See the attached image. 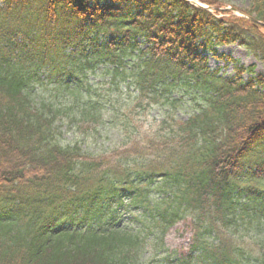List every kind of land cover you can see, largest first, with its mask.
Segmentation results:
<instances>
[{
    "label": "trees",
    "instance_id": "obj_1",
    "mask_svg": "<svg viewBox=\"0 0 264 264\" xmlns=\"http://www.w3.org/2000/svg\"><path fill=\"white\" fill-rule=\"evenodd\" d=\"M204 2L213 13L0 0V264H167L164 237L182 221L192 243L176 264H253L234 238L249 228L264 264V79L223 76L203 54L237 43L264 63V31ZM242 12L264 23V0ZM111 114V159L53 138L56 123L85 136Z\"/></svg>",
    "mask_w": 264,
    "mask_h": 264
},
{
    "label": "rangeland",
    "instance_id": "obj_2",
    "mask_svg": "<svg viewBox=\"0 0 264 264\" xmlns=\"http://www.w3.org/2000/svg\"><path fill=\"white\" fill-rule=\"evenodd\" d=\"M218 2L219 7L223 9H228L232 11L234 14H240L238 12L239 9H252V4L254 0H213ZM214 52L208 53V64L210 67L218 68L222 73L226 75L232 76L234 74V66H241L244 68H248L249 66H253V74L260 75L264 78V64L255 56L253 53L245 46H241L239 44H219L213 47ZM244 80L247 78V75L242 77ZM96 81L99 79L96 78ZM50 92H45V95L49 97ZM52 93V92H51ZM61 102H64L61 100ZM187 107H177L176 111L174 110L173 115L175 118H179L181 120L185 119L186 112L190 109ZM176 108V107H175ZM171 114V113H169ZM164 115V111L161 108H152L148 114V121L151 123L152 119L157 118L161 120ZM113 115L110 116L108 123L112 119ZM107 123V124H108ZM105 129L99 131L94 134V137L91 135L85 136L86 140L91 143V147L89 148L91 151L97 152L101 147L107 148L111 145L115 140H117V132L115 131L118 128L117 123L113 120L110 125ZM89 130V129H88ZM88 132V131H87ZM75 136H79L78 132L73 133L71 130L66 129L65 127H61L58 131V138L62 140L69 141ZM111 147V146H109ZM188 226L185 223L182 225H177L166 237L165 243L166 247L170 251L174 250H184L187 247L190 238V231ZM247 236L250 240H252V228L247 229Z\"/></svg>",
    "mask_w": 264,
    "mask_h": 264
}]
</instances>
